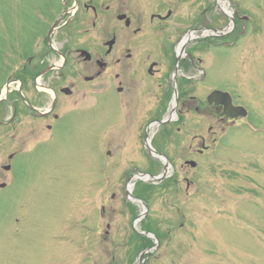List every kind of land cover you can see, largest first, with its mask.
<instances>
[{"label":"rangeland","instance_id":"374dc122","mask_svg":"<svg viewBox=\"0 0 264 264\" xmlns=\"http://www.w3.org/2000/svg\"><path fill=\"white\" fill-rule=\"evenodd\" d=\"M17 1L0 0L1 90L10 46L24 34ZM233 1L249 18L234 25L244 35L230 46L206 43L200 57L208 90L228 91L248 116L226 128L209 109L206 119L178 123L188 130L181 137L167 124L153 128L151 148L169 158L171 180L148 194L138 189L149 180L134 174L158 175L162 164L144 148L137 108L82 101L49 138L12 149L11 161L0 127V172L10 164L0 177V264H264V0H228L224 11ZM193 135L209 149L190 167L184 159L200 145ZM144 232L157 241L147 235L154 245L139 252L134 236Z\"/></svg>","mask_w":264,"mask_h":264},{"label":"flooded vegetation","instance_id":"af4514ba","mask_svg":"<svg viewBox=\"0 0 264 264\" xmlns=\"http://www.w3.org/2000/svg\"><path fill=\"white\" fill-rule=\"evenodd\" d=\"M23 4L18 24L24 34L10 46V87L7 103H0V117L5 109L8 116L0 118V127L6 128L11 149H27L49 138L82 101H113L126 112L137 108L144 114L142 121L146 117L143 139L155 120L166 119L168 133L174 129L181 137L188 130L179 124L208 117L200 54L206 53V28H218L224 19L221 1L23 0ZM227 10L236 25L240 17L235 2ZM80 94L83 98L78 99ZM210 109L225 127L234 123L219 115L221 106ZM192 137L200 140L195 151L207 150L203 136ZM9 171L0 172V177Z\"/></svg>","mask_w":264,"mask_h":264},{"label":"water","instance_id":"95a60500","mask_svg":"<svg viewBox=\"0 0 264 264\" xmlns=\"http://www.w3.org/2000/svg\"><path fill=\"white\" fill-rule=\"evenodd\" d=\"M228 95L226 93H222L220 91H214L212 92L209 96H208V102L209 103H224L225 105V114L227 116H236L238 114L240 115H245V110L241 107H231L230 103H229V100L224 101V98H227ZM193 164V163H191Z\"/></svg>","mask_w":264,"mask_h":264},{"label":"bare ground","instance_id":"6f19581e","mask_svg":"<svg viewBox=\"0 0 264 264\" xmlns=\"http://www.w3.org/2000/svg\"><path fill=\"white\" fill-rule=\"evenodd\" d=\"M225 99H227V100H232L233 99V97L232 96H228L227 98H225ZM224 99V100H225ZM146 177V176H145ZM131 189V184H130V182L128 183V190H130Z\"/></svg>","mask_w":264,"mask_h":264},{"label":"trees","instance_id":"16d2710c","mask_svg":"<svg viewBox=\"0 0 264 264\" xmlns=\"http://www.w3.org/2000/svg\"><path fill=\"white\" fill-rule=\"evenodd\" d=\"M145 188H147V186H145ZM149 244V242H145L144 244H143V246H146V245H148Z\"/></svg>","mask_w":264,"mask_h":264}]
</instances>
